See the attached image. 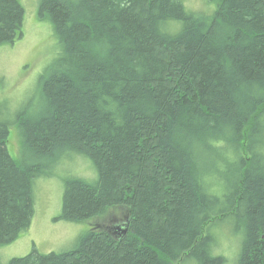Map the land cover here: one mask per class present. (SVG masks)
<instances>
[{
    "label": "trees",
    "instance_id": "obj_1",
    "mask_svg": "<svg viewBox=\"0 0 264 264\" xmlns=\"http://www.w3.org/2000/svg\"><path fill=\"white\" fill-rule=\"evenodd\" d=\"M211 1L204 16L183 0L38 1L58 52L40 109L16 115L20 164L0 109V245L30 226L34 179L68 152L93 160L97 181L65 180L60 219L125 206L127 231L8 264H223L208 225L227 214L237 264H264V0ZM24 14L0 0V45Z\"/></svg>",
    "mask_w": 264,
    "mask_h": 264
},
{
    "label": "rangeland",
    "instance_id": "obj_2",
    "mask_svg": "<svg viewBox=\"0 0 264 264\" xmlns=\"http://www.w3.org/2000/svg\"><path fill=\"white\" fill-rule=\"evenodd\" d=\"M39 0H21L24 8L22 35L12 43L0 45V109L9 125L6 146L11 157L20 164V137L15 123L21 110L35 114L41 106V79L58 52L51 24L38 17ZM185 9L196 15H209L215 7L211 0H183ZM52 174L34 179V215L30 226L12 242L0 245V264L13 257L28 254L62 252L75 247L78 238L88 230H98L112 218L122 223L128 217L127 207H112L102 216L84 222L60 219L65 180L80 177L90 183L97 181L96 165L89 157L68 152L50 166ZM227 214L213 218L208 231L213 234L215 253L224 257L223 264H237L242 234L234 229ZM104 228V227H102ZM104 230H106L104 228Z\"/></svg>",
    "mask_w": 264,
    "mask_h": 264
},
{
    "label": "water",
    "instance_id": "obj_3",
    "mask_svg": "<svg viewBox=\"0 0 264 264\" xmlns=\"http://www.w3.org/2000/svg\"><path fill=\"white\" fill-rule=\"evenodd\" d=\"M126 220H127V218L124 217V221L121 224L120 223L115 224V223H117V220L115 218H112L111 220L108 221L107 225H105V226L101 225V227L100 226H98V227H100L99 229L105 228L109 234H111L114 237H116V236L118 237V236L124 235L127 231ZM102 227H104V228H102Z\"/></svg>",
    "mask_w": 264,
    "mask_h": 264
}]
</instances>
